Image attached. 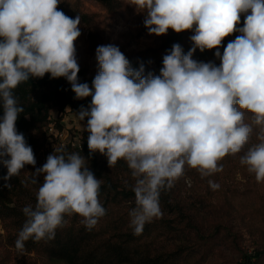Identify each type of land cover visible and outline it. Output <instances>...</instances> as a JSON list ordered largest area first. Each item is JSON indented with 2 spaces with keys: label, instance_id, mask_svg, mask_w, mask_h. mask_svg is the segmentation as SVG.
<instances>
[{
  "label": "clouds",
  "instance_id": "obj_1",
  "mask_svg": "<svg viewBox=\"0 0 264 264\" xmlns=\"http://www.w3.org/2000/svg\"><path fill=\"white\" fill-rule=\"evenodd\" d=\"M60 0H0V165L7 169L4 187L36 159L16 121L24 111L14 90L32 78H65L75 99L91 96L81 106L79 120L90 154L99 152L112 168L124 160L135 180V207L129 211L134 235L162 216L159 198L195 169L202 178L223 171L226 156L239 161L264 182V0H129L144 15L150 35L171 29L193 31L192 48L185 54L173 44L163 56L159 75L145 74L144 65L132 68L114 45L95 50L98 73L92 86L78 81L80 71L74 42L81 35L80 17L58 10ZM243 17V26L241 24ZM239 33L220 52L226 37ZM199 49H215L214 62L193 59ZM246 113L251 114L246 120ZM256 131L258 143L247 148ZM43 175L40 183L37 177ZM39 184L35 206L22 211L26 220L15 248L23 252L32 239L50 241L78 214L91 230L106 215L99 192L102 180L79 152L61 147L32 173ZM214 190L219 184L209 180ZM28 184L25 183V187Z\"/></svg>",
  "mask_w": 264,
  "mask_h": 264
},
{
  "label": "rangeland",
  "instance_id": "obj_2",
  "mask_svg": "<svg viewBox=\"0 0 264 264\" xmlns=\"http://www.w3.org/2000/svg\"><path fill=\"white\" fill-rule=\"evenodd\" d=\"M121 1L124 3V11L111 15L92 0H80L79 9L88 15L90 25L80 19L81 35L74 44L78 64L88 70L87 78L95 77L98 73L95 54L98 46H117L127 59L158 46V40L154 36L149 33L139 34L144 15L137 14L134 7L129 5V0ZM60 2L64 3L66 10L70 12L76 0ZM76 16L75 14L70 18L74 19ZM193 34L194 32L189 31L183 34L189 46H193L190 40ZM237 35L239 33L224 39L219 49L221 54L227 43ZM196 51L202 55L200 62L211 61L219 66L220 60L215 56V49ZM153 68L155 69L154 66ZM76 113L70 107L64 112L51 110L50 120L56 123L62 138L56 137V132L52 134L48 127L42 131L33 130L28 134L35 140L31 148L36 164L26 165L21 170L17 176L19 185L12 183L10 189H4L13 199V203L7 204V209L3 208L0 202V264H51L39 251L26 252V244L24 251L18 252L15 241L26 220L22 209L29 204L34 207L36 203V190L40 185L30 183L32 173L46 163L47 156L54 149L61 148L71 141L77 145L81 144L87 122L79 120ZM250 115L246 113V120ZM256 131L258 129L254 130L245 151L258 143ZM66 152L76 151L68 149ZM79 153L88 160V167L96 178L102 180L101 187L108 190L109 185H112V189L116 188L115 192L120 193L114 199L99 195L106 215L92 228L91 235L95 237V245L108 241L117 234L133 231L130 227L129 211L136 206L135 194L132 191L135 180L127 163L119 160L110 168L107 158L99 152H96L95 161L87 153ZM220 163L223 164V171L204 178L195 169L186 168L185 175L177 180L170 190L161 192L159 204L162 216L144 227L151 230L149 242L152 244H149V248L152 252L174 253L179 258L178 264H245L231 240L223 235L209 245L201 244L195 233L188 228V220H192L203 234H209L218 224L226 223L238 233L240 246L250 255L258 249H264V182L257 183L254 174H250L237 157L226 156ZM37 180L42 183L43 175L37 177ZM209 180L219 184V188L214 190L210 187ZM25 183L28 184L27 187ZM125 192L131 195L121 194ZM112 194L114 195V192ZM65 220L66 224L58 228L63 234L78 232L81 227H85L78 214L66 215ZM254 264H264V261Z\"/></svg>",
  "mask_w": 264,
  "mask_h": 264
},
{
  "label": "trees",
  "instance_id": "obj_3",
  "mask_svg": "<svg viewBox=\"0 0 264 264\" xmlns=\"http://www.w3.org/2000/svg\"><path fill=\"white\" fill-rule=\"evenodd\" d=\"M92 1L98 3L104 11L111 15H117L125 9L121 0ZM79 4L80 0H76L72 4V11L69 12L66 10L64 3L60 2L58 10L63 11L68 17L76 14L81 21L90 25L88 15L80 11ZM71 12L73 13L71 14ZM243 19H241V27L243 26ZM141 33H148L144 23H142L139 30V34ZM183 34L184 32L177 34L169 29L165 35H152L157 38L158 46L155 49L139 52L133 58H128L132 68L139 69L140 65L143 64L145 74L151 72L154 75H159L160 69L163 67V56L171 50L173 44H180L185 54L192 48L186 42ZM201 56L200 53L195 51L193 59L200 61ZM79 68L78 81L87 83L91 87L94 77L87 78L88 70L80 65ZM14 94L18 98L19 105L24 109L16 121V128L18 132L24 135L27 144L31 147L34 146L35 140L28 134L33 130L42 131L48 127L51 110L58 109L60 112H64L67 107H70L78 112L81 106L87 108L91 104V96L80 100L75 99V93L71 90L69 82L63 77L52 79L50 74H45L43 78H32L27 82L21 83L14 90ZM2 115V104H0V116ZM85 121L87 122V119ZM87 138L88 133L85 131L82 138L83 149L81 151L72 148L64 149L87 153L95 161L97 153H89ZM240 155H243V152L232 157L240 158ZM6 174L7 169L0 165V202L3 208L9 209L7 204H12L13 199L4 192L5 181L2 177ZM8 183L20 184L17 176L13 177ZM109 187L108 190H105V187H101L99 195H107V198L114 199L120 194L117 191L115 192L116 188L112 189V185H109ZM113 192L114 195L112 194ZM121 194L124 196L131 195L128 192ZM187 226L195 233L203 245H209L216 238L223 235L231 240L232 245L239 252L245 264L264 261V249H258L254 254L250 255L240 246L238 233L226 223L218 224L209 234H203L192 220H188ZM92 232L93 229L88 230L86 227H81L78 232L71 231L67 234H63L60 229H57L53 240L34 242L29 239L26 241V252L39 251L51 264H178L179 262L178 256L174 253H154L151 251L152 249L149 248V244H152V242H149V238L152 235L150 229L144 228L142 234L138 236L134 235L133 231L126 234H117L114 237H110L108 241L98 245L94 243L95 237L91 235Z\"/></svg>",
  "mask_w": 264,
  "mask_h": 264
},
{
  "label": "built area",
  "instance_id": "obj_4",
  "mask_svg": "<svg viewBox=\"0 0 264 264\" xmlns=\"http://www.w3.org/2000/svg\"><path fill=\"white\" fill-rule=\"evenodd\" d=\"M189 32H193V31H189ZM54 125L56 126V123H52L51 120H50V123L48 125V129L51 130L52 134H53V132L54 133L56 132V134H55L56 137L62 138V134L58 130V127L57 126L55 127ZM59 129H61V128L59 127ZM62 146H63V148H72V149L82 150L83 149V141H81V144L78 143V145L75 142L71 141L67 145H62Z\"/></svg>",
  "mask_w": 264,
  "mask_h": 264
}]
</instances>
